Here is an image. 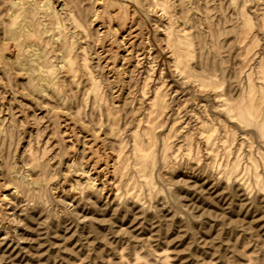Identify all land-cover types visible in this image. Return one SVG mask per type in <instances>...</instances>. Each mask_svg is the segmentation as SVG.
<instances>
[{
  "label": "rangeland",
  "instance_id": "rangeland-1",
  "mask_svg": "<svg viewBox=\"0 0 264 264\" xmlns=\"http://www.w3.org/2000/svg\"><path fill=\"white\" fill-rule=\"evenodd\" d=\"M0 264H264V0H0Z\"/></svg>",
  "mask_w": 264,
  "mask_h": 264
},
{
  "label": "bare ground",
  "instance_id": "bare-ground-1",
  "mask_svg": "<svg viewBox=\"0 0 264 264\" xmlns=\"http://www.w3.org/2000/svg\"><path fill=\"white\" fill-rule=\"evenodd\" d=\"M28 46H29V45H28ZM38 54H39V53H38ZM31 55L33 56V54H32V53H31ZM37 57H38V56H37ZM37 63H38V62H37ZM37 63H36V64H37ZM36 68H37V67H36ZM122 173H123V172H122Z\"/></svg>",
  "mask_w": 264,
  "mask_h": 264
}]
</instances>
